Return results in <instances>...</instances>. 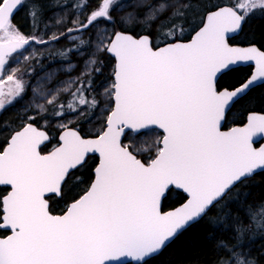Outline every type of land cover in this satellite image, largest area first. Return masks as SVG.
I'll return each mask as SVG.
<instances>
[{"label": "snow or ice", "instance_id": "snow-or-ice-1", "mask_svg": "<svg viewBox=\"0 0 264 264\" xmlns=\"http://www.w3.org/2000/svg\"><path fill=\"white\" fill-rule=\"evenodd\" d=\"M21 5L22 0H0V111L30 90L27 69L3 74L30 42L47 47L104 19L112 28L98 29L104 35L96 52L112 56L115 63L111 82L99 93L103 107L94 87L102 67H89L98 63L89 60L76 77L60 80L55 71L47 73L31 87V99L17 117L21 123L15 128L4 123L8 132L0 142V187L6 191H0V231L6 234L0 235V264H149L190 222L214 220L237 184L264 169V145L254 146V140L264 138V113L249 112L241 126L224 130L233 105L256 81H264V47L234 46L229 36L242 31L257 11L264 15V0L197 3L194 26L187 19L192 4L169 0L146 18L159 21L155 31L137 12L117 23L114 0H97L94 8L83 4L90 12L83 19L64 17L60 26L72 27L47 40L35 30L23 32L14 21ZM144 6V0L134 5ZM31 9L33 19L43 18L42 0H32ZM163 28L168 31L162 36ZM94 34L80 43H90ZM44 56L33 48L22 62L30 65ZM240 62L252 63L250 78L222 87L223 76ZM49 108L57 120L100 109L101 127L84 135L71 120L59 124L58 144L44 152L50 137L37 122L44 120L47 127ZM153 129L162 133L154 154L125 143L129 132ZM86 168L87 177L74 175ZM173 189L183 193L182 202L165 211L163 202ZM66 195L64 208L56 212L51 197ZM230 256L237 264H256L239 260L235 252Z\"/></svg>", "mask_w": 264, "mask_h": 264}, {"label": "trees", "instance_id": "trees-1", "mask_svg": "<svg viewBox=\"0 0 264 264\" xmlns=\"http://www.w3.org/2000/svg\"><path fill=\"white\" fill-rule=\"evenodd\" d=\"M42 2L44 4L42 19H33L31 15L32 0H23L22 5L15 12L14 21L23 32L29 33L35 30L38 38L43 35L44 39L47 40L52 35L65 32L66 27H72L71 24L66 27L60 26L64 17H70L73 20L83 19L84 14H90L89 9L82 8L83 4L87 3L91 8H94L97 0H42ZM136 2L137 0L115 2L112 11L113 17L119 23L121 18L128 17L129 13L137 12L139 14L138 19L146 21V26L155 31L159 21L146 20V18L152 8L167 4L169 0H144L145 6L138 9L134 7ZM176 2L180 4L191 3L194 6L197 3L206 4L209 0H176ZM211 2L219 3L226 2V0H211ZM193 12L197 13L198 11ZM161 15L165 14L162 13ZM132 23L135 24L136 21L133 20ZM182 26L187 30V24H182ZM104 27L111 29L112 25L101 19L86 32L74 31L68 34L67 38H62L58 42H51L47 47L31 42L30 46L13 56L12 61L7 64V69L11 70L17 67L27 69L24 78L30 82V90L22 99H17L0 113V142L8 132V129L3 127L4 123H7L10 128H15L21 123L17 117L18 114H22L24 105L31 99V87L42 83L47 73L55 71L60 80L68 79L70 76L76 77L85 71L86 61L97 60V64L89 65V67H102V75L95 76L94 87L96 98L101 100V107H103L102 97L99 93L102 92L104 83L111 82L110 76L114 65V59L110 55L96 52L95 46L104 35V33L98 32V29ZM137 30L142 31L143 27L138 26ZM93 33L96 34L91 36L90 43H80L81 40L88 41L90 34ZM164 34L166 33L161 32L162 36ZM230 42L239 45L254 43L258 47H264V15L258 11L251 15L245 22L240 34L230 39ZM33 48L44 52L45 56L39 60H33L30 65H26L22 62L23 56L29 55ZM49 53H51L50 56ZM60 53L65 55L62 56ZM70 64L75 65L74 69L70 72L64 71L68 69ZM249 72V66L234 68L233 71L223 76L220 84L222 87L238 84L247 78ZM250 110L264 112V83L252 88L247 95L233 105L226 127L243 123L246 113ZM51 113L52 109L49 108L45 117L48 121L47 127H44V120H38L37 126L51 132L53 143L57 142V136L60 132L58 125L63 122L67 123L71 118L75 127L82 130L84 135H91L101 127L99 123L101 119L100 109H96L94 112L85 109L83 115H67L61 120L52 119ZM29 114L31 115V113ZM161 135L157 129L142 132L139 135L129 132L125 143L131 141L144 149L145 155H152L155 152V142ZM144 143H147L145 148ZM148 149H151L150 153L147 151ZM139 158L144 159L145 156ZM89 163L92 167L95 166L91 158ZM0 191H4V189L0 188ZM67 199V196L64 199H55L52 208L55 211L63 209ZM182 199L183 193L173 189L163 202V210L173 208L182 202ZM226 201L227 206L224 211L216 214L214 220L205 217L183 230L158 255L154 256L149 264H220L222 260H231L232 264H237V260L230 256V251L235 252L241 261L247 259L255 261L256 264H264V171L238 183ZM241 226L243 231L240 230ZM3 234L6 233L0 231V235ZM224 245H227V248Z\"/></svg>", "mask_w": 264, "mask_h": 264}, {"label": "water", "instance_id": "water-1", "mask_svg": "<svg viewBox=\"0 0 264 264\" xmlns=\"http://www.w3.org/2000/svg\"><path fill=\"white\" fill-rule=\"evenodd\" d=\"M240 32L241 31H238V32H236V33H230L229 34V36H230V39H232L233 37H235V36H237V35H239L240 34ZM194 34V33H193ZM234 46H240V47H246V46H248L249 44H246V45H239V44H233ZM257 46V45H256ZM112 57V56H111ZM113 58V57H112ZM114 59V58H113ZM114 63H115V61H114ZM246 66H251L252 67V69H251V73H252V71L254 70L253 69V65H252V63L251 62H240V63H238V64H236V65H234L233 66V69L234 68H237V67H246ZM251 73H250V75L247 77V78H250V76H251ZM264 83V81H261V80H258V81H256L255 83H254V85L251 87V89L252 88H254V87H256V86H258V85H261V84H263ZM250 89V90H251ZM249 90V91H250ZM248 91V92H249ZM245 96V95H244ZM243 96V97H244ZM242 97V98H243ZM241 99V98H240ZM257 112V113H264V112H259V111H256V110H250V111H248L247 113H246V116H245V121H246V118H247V114L249 113V112ZM244 121V122H245ZM243 122V123H244ZM242 125V123L241 124H233V125H231L230 127H234V126H241ZM230 127H226L224 130H227V128H230ZM44 130V129H43ZM158 130V129H157ZM158 131H160V130H158ZM133 134H135L134 132H132ZM49 135V134H48ZM59 135V134H58ZM49 137H50V135H49ZM45 143H47V142H45ZM261 145H264V138H257L256 140H254V146H256V147H259V146H261ZM52 150V149H51ZM50 150V151H51ZM261 171H264V169H257V170H255V172H254V174H256V173H258V172H261ZM254 174H252V175H250V176H248V177H246V178H244V179H247V178H250V177H252ZM244 179H242L241 181H243ZM240 183V182H239ZM175 190V189H174ZM179 205V204H178ZM178 205H176V206H178ZM176 206H174V207H176ZM172 208H170V209H167V210H171ZM167 210H165V211H167ZM199 220H201V219H198L197 221H193V222H190L188 225H186L183 229H181V230H179L178 231V233L173 237V238H171L167 243H166V246L172 241V240H174V238L178 235V234H180L183 230H185L186 228H188L189 226H191L192 224H194V223H196V222H198ZM165 246V247H166ZM164 247V248H165ZM163 248V249H164ZM162 249V250H163ZM161 250V251H162ZM160 251V252H161Z\"/></svg>", "mask_w": 264, "mask_h": 264}, {"label": "rangeland", "instance_id": "rangeland-1", "mask_svg": "<svg viewBox=\"0 0 264 264\" xmlns=\"http://www.w3.org/2000/svg\"><path fill=\"white\" fill-rule=\"evenodd\" d=\"M121 1H123V0H120V1L115 0L114 3H115V2L118 3V2H121ZM238 2L243 3L244 0H238ZM207 3H208V2H207ZM193 11H198L196 5L192 6V8L188 11V17H187V19H188L189 21H191V22L193 23V26H194V22H195L196 20H198V15H197V13H194ZM167 31H168L167 28H165V29L163 28V29L161 30L162 33H167ZM30 45H31V42H30ZM30 45H29V46H30ZM16 60H17V59H16ZM11 61H12V59H11ZM11 61H10V62H11ZM9 71H10V70L7 69V65H6L3 74H6V73L9 72ZM10 105H11V104H10ZM7 106H9V105H7ZM7 106H6V107H7ZM0 112H1V111H0ZM71 120H72V118H71ZM63 123H66V122H63ZM146 145H147V143H144V144H143L144 148L146 147ZM74 175L77 176V177H87V176L89 175V169L86 168V169L79 170V171L75 172ZM81 187H82V185H81ZM75 190H78V189H74V191H75ZM66 196H67V195H66ZM67 198H68V196H67Z\"/></svg>", "mask_w": 264, "mask_h": 264}, {"label": "flooded vegetation", "instance_id": "flooded-vegetation-1", "mask_svg": "<svg viewBox=\"0 0 264 264\" xmlns=\"http://www.w3.org/2000/svg\"><path fill=\"white\" fill-rule=\"evenodd\" d=\"M247 67V66H246ZM250 67V72H249V74H248V76L250 75V73H251V69H252V67L251 66H249ZM247 76V77H248ZM8 107V106H7ZM2 112V111H1ZM0 112V113H1ZM43 128V127H42ZM49 135H50V142H47V143H45V146H43V151L44 152H47V151H50L54 146H56L57 144H58V136H57V142H52V134H51V132L49 131V130H47V129H45V128H43ZM59 134V133H58ZM0 188H3V187H0ZM4 189V191H6V189L5 188H3ZM55 199H60V198H58V197H55V196H53V197H51V199H50V203H51V205H52V203L53 202H55ZM60 211V210H59ZM59 211H56V212H59Z\"/></svg>", "mask_w": 264, "mask_h": 264}]
</instances>
